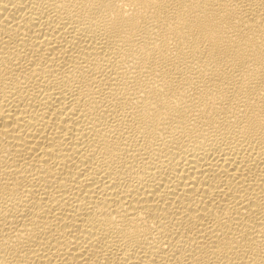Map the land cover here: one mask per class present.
<instances>
[{
	"label": "bare ground",
	"instance_id": "bare-ground-1",
	"mask_svg": "<svg viewBox=\"0 0 264 264\" xmlns=\"http://www.w3.org/2000/svg\"><path fill=\"white\" fill-rule=\"evenodd\" d=\"M0 264H264V0H0Z\"/></svg>",
	"mask_w": 264,
	"mask_h": 264
}]
</instances>
